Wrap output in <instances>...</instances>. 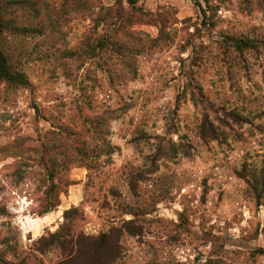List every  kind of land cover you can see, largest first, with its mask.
I'll return each instance as SVG.
<instances>
[{
  "label": "rangeland",
  "instance_id": "1",
  "mask_svg": "<svg viewBox=\"0 0 264 264\" xmlns=\"http://www.w3.org/2000/svg\"><path fill=\"white\" fill-rule=\"evenodd\" d=\"M10 1L34 90L0 86V264H60V238L103 234L112 264H264V44L232 41L264 42V0ZM103 7L130 19L91 54ZM53 124L81 151L43 218Z\"/></svg>",
  "mask_w": 264,
  "mask_h": 264
},
{
  "label": "trees",
  "instance_id": "2",
  "mask_svg": "<svg viewBox=\"0 0 264 264\" xmlns=\"http://www.w3.org/2000/svg\"><path fill=\"white\" fill-rule=\"evenodd\" d=\"M41 1L42 0H11L10 2L19 7L20 10H24L22 16L25 15L26 10L31 15L39 17L44 6L41 4ZM126 1L129 4H134L137 0ZM116 2L120 3L122 1L116 0ZM101 11L103 15L101 16L99 12L97 13V17L92 20V29L95 31V37L98 36L100 26L103 28L118 26L122 27V30L124 31L125 23L130 19L129 14L125 13L124 10L118 12L116 9L110 7H103L101 8ZM15 12H17L16 9L12 8L9 2L5 5L0 3V86L3 84L6 85L7 89H29L30 92H32L34 90L33 82L27 72L23 69V63L25 62V60H23L25 58L23 54L24 51L20 52L19 48L11 49L10 44H8L9 36L16 33V29H18V26L15 23V17H18L19 15L16 16ZM26 26H29V24ZM31 26L34 28L33 25H30V27H25L24 29L29 30ZM104 32L106 31L104 30ZM110 39L111 38L108 34L92 39L93 41L98 42L96 43V46L90 42V53L92 54L95 51H98V49L105 48L107 45H113L112 42H110ZM232 41L234 43L233 47L240 51L246 49L255 50L264 44L263 41H258L251 37L246 38V36H243L242 38H234ZM75 55V52L72 51L65 52L66 58L71 59L74 58ZM33 101V108L35 109L36 114L40 116V108L35 100ZM235 116L240 118L239 114H236ZM52 127L53 129L48 132L52 136L48 138L46 142L41 144L42 152H45L48 155V163L45 168L47 170L49 181V185H47L45 190V206L40 213L42 216L56 210L61 203L60 195L62 193H67L68 186L70 185L62 184L59 180L54 181V178L58 175V169L65 164V159H69L67 157L73 155L70 153V149L72 151H81L79 144L72 145L69 142V137H71L70 126L68 127L67 125L61 127L53 124ZM67 145L70 149L65 147ZM51 148L61 149L60 155L62 156L63 161L59 160L56 155H50ZM55 236L57 235H51L52 238ZM44 240L46 239L41 238L39 241L43 242ZM81 240H78L77 238V240L71 239V241H68L69 249L63 244L66 240L63 238L58 240V245L60 244L61 249L65 251L62 255L63 258L60 264H112L120 254L119 238L112 239L109 234H103L96 239L90 238V240L87 241ZM262 252L264 253V250H262Z\"/></svg>",
  "mask_w": 264,
  "mask_h": 264
},
{
  "label": "crops",
  "instance_id": "3",
  "mask_svg": "<svg viewBox=\"0 0 264 264\" xmlns=\"http://www.w3.org/2000/svg\"><path fill=\"white\" fill-rule=\"evenodd\" d=\"M48 215H49V213H47V214L43 215V218H47V217H48Z\"/></svg>",
  "mask_w": 264,
  "mask_h": 264
}]
</instances>
